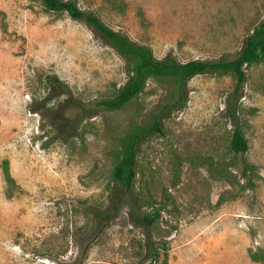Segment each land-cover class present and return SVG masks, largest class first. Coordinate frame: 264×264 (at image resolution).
Here are the masks:
<instances>
[{
  "label": "rangeland",
  "instance_id": "rangeland-1",
  "mask_svg": "<svg viewBox=\"0 0 264 264\" xmlns=\"http://www.w3.org/2000/svg\"><path fill=\"white\" fill-rule=\"evenodd\" d=\"M77 1L156 56L182 61L234 56L264 18V0ZM246 72L238 111L245 154L229 148V73L192 77L186 106L164 118V134L145 138L134 193L163 208L148 229L128 195L110 217L101 212L121 137L149 121L169 85L150 78L124 107H97L74 133L68 120L77 108L51 93L46 77L59 76L91 103L126 82V61L66 11L0 0V264H264L252 257L264 255V58ZM244 160L253 166L247 177ZM147 231L166 242V256L147 254Z\"/></svg>",
  "mask_w": 264,
  "mask_h": 264
},
{
  "label": "trees",
  "instance_id": "trees-1",
  "mask_svg": "<svg viewBox=\"0 0 264 264\" xmlns=\"http://www.w3.org/2000/svg\"><path fill=\"white\" fill-rule=\"evenodd\" d=\"M47 10L66 11L72 18L82 20L102 35L109 44L126 61L128 78L119 87L117 92L110 97L96 100L91 103H83L77 100L71 88L57 75H48L47 83L51 87V93L57 90L66 94L64 102L68 106L76 107V114L68 120L69 130L77 133L78 125L87 117L96 113L97 107L108 110H118L124 107L131 99L144 91L148 80L154 78L167 83L170 87L169 99L163 102L150 116L148 122L135 124L125 133L119 143V155L112 170V178L115 184L111 187L108 210L101 214L108 217L116 212L124 198L128 195L132 209L136 217L143 221L146 227H151L159 218L162 206L156 202L142 203L141 196L134 193V187L138 176V158L141 152V145L145 138L153 134H164V118L176 109L186 106L188 101V81L195 75L218 72L229 73L233 76L235 83L231 95L226 103V115L233 124L232 134L229 140V148L234 154H245L249 148L248 140L240 126L239 105L243 90L247 82L246 67L252 63L259 62L264 58V18L253 28L252 32L245 38L243 46L234 56H221L218 58H194L187 61L178 59L175 55L158 57L151 46L132 40L124 32L116 30L103 21L93 10L83 9L77 0H38ZM114 5L122 2L111 0ZM67 138V136H63ZM226 177L231 173L230 165L223 166ZM253 166L247 161L242 162L240 168L243 177L249 176ZM6 179L13 181L8 166L5 168ZM234 175V174H233ZM235 176V175H234ZM146 205L151 207L152 212L138 213L136 209ZM146 249L149 256L159 258L161 254L167 255V244L165 241L158 244L155 238L147 231ZM252 252V257L262 260L263 256ZM164 264H167L166 260Z\"/></svg>",
  "mask_w": 264,
  "mask_h": 264
}]
</instances>
